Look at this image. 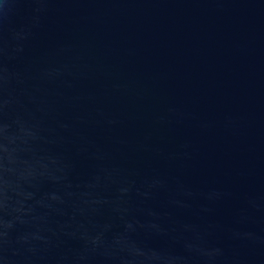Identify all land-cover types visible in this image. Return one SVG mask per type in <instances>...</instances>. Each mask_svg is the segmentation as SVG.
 Returning <instances> with one entry per match:
<instances>
[{
	"label": "water",
	"instance_id": "water-1",
	"mask_svg": "<svg viewBox=\"0 0 264 264\" xmlns=\"http://www.w3.org/2000/svg\"><path fill=\"white\" fill-rule=\"evenodd\" d=\"M0 264H264V0H0Z\"/></svg>",
	"mask_w": 264,
	"mask_h": 264
}]
</instances>
